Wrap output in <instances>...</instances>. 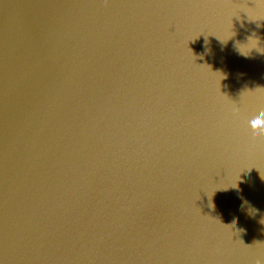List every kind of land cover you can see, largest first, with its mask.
Here are the masks:
<instances>
[{
	"label": "water",
	"instance_id": "1",
	"mask_svg": "<svg viewBox=\"0 0 264 264\" xmlns=\"http://www.w3.org/2000/svg\"><path fill=\"white\" fill-rule=\"evenodd\" d=\"M253 33L264 0H0V264H264Z\"/></svg>",
	"mask_w": 264,
	"mask_h": 264
},
{
	"label": "clouds",
	"instance_id": "2",
	"mask_svg": "<svg viewBox=\"0 0 264 264\" xmlns=\"http://www.w3.org/2000/svg\"><path fill=\"white\" fill-rule=\"evenodd\" d=\"M246 13H247V19L249 21H255V20L250 18L248 12H246ZM238 19H239V17H238ZM212 35H215L218 38V40L220 41V43L223 45V44H226L229 39H231L233 36H235L236 33L234 32V34L227 39H222L221 37H219L216 34H212ZM205 44H207V40H205ZM233 47H234V49L238 55L243 56L245 58H248L253 50H255L258 54L264 55V47L260 46L259 37H257L255 33L249 35L246 38V42H240V41L234 42ZM225 78H226V74L224 73L222 79H225ZM248 124H249L250 129L253 131V133L264 134V123H262L261 120H249ZM262 178H264V177H262ZM234 181L238 182V178L236 177V179H234L232 181V185L230 187H227L224 190H227L228 188H232L235 190L237 184ZM240 199H241V204L239 205V207L244 208L245 206H247L246 207L247 213L249 215H255V213L258 211V209L254 208L247 199H245V198H240ZM234 223L235 222L233 220V224ZM260 223L264 224V217L261 218ZM241 231H243V229H241Z\"/></svg>",
	"mask_w": 264,
	"mask_h": 264
}]
</instances>
